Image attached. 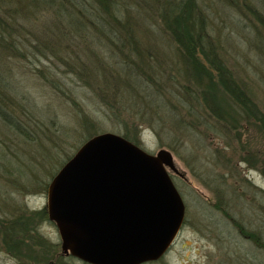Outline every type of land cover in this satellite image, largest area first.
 I'll use <instances>...</instances> for the list:
<instances>
[{"label": "rangeland", "instance_id": "obj_1", "mask_svg": "<svg viewBox=\"0 0 264 264\" xmlns=\"http://www.w3.org/2000/svg\"><path fill=\"white\" fill-rule=\"evenodd\" d=\"M198 1L206 13L207 31L218 44V58L240 81L262 122L238 108L243 128L232 126L237 122H219L214 123L215 133H206L202 125L185 122L184 130L174 133L169 123L158 121L157 130L163 131L158 136L149 125L138 123L151 115L138 101L143 94L138 89L137 102L124 101L136 105L135 115H120L117 101L128 94L137 66L169 77L171 87L185 82L182 59L162 22L165 0H115V17L103 20L101 14L92 22L110 33L111 40L86 29L92 25L89 19L74 25L65 17L77 13L73 7L54 5L50 12L38 1L8 0L18 11L17 28L23 25L34 36L23 48L0 54L3 87L16 96L7 101L17 124L0 120V264H84L62 252L58 230L47 217V187L81 144L108 131L129 133L128 138L149 153L161 148L172 153L181 175L169 174L185 215L162 257L168 264L216 262L228 243L219 228H232L233 244L248 246L232 219L264 235V164L255 153L264 151V0ZM29 42L39 45H30L33 55L26 56ZM68 54L76 60L65 61ZM100 58L103 71L98 69ZM123 61L132 69L127 77L112 70H121ZM77 65L87 79L77 75ZM168 104L176 114L174 104Z\"/></svg>", "mask_w": 264, "mask_h": 264}, {"label": "water", "instance_id": "obj_2", "mask_svg": "<svg viewBox=\"0 0 264 264\" xmlns=\"http://www.w3.org/2000/svg\"><path fill=\"white\" fill-rule=\"evenodd\" d=\"M169 171L172 153H155L114 132L93 135L47 187V214L62 252L88 264H145L163 257L185 206Z\"/></svg>", "mask_w": 264, "mask_h": 264}, {"label": "trees", "instance_id": "obj_3", "mask_svg": "<svg viewBox=\"0 0 264 264\" xmlns=\"http://www.w3.org/2000/svg\"><path fill=\"white\" fill-rule=\"evenodd\" d=\"M33 1H38L42 10L48 9L50 12H53L52 7L54 5H67L71 8H75L77 13L65 15V17H69V20L74 21V25L83 24V19L87 21L89 19V22L92 24V22L95 21L94 19H97L98 16H100V18L102 17L101 14L105 16L103 20L108 17L116 16V6L113 5L115 0ZM43 4L46 5L45 8H43ZM102 6H105L106 10L103 9ZM161 16L164 30L171 37L182 59L185 82L183 81L178 88L171 87L169 85V77L165 79L162 74L156 76L154 72L150 73L142 67L137 66L134 69L133 85H131L128 94L117 101V103H120L118 109L120 115H135L137 111L135 109L136 105L124 101L129 98L137 102V100H135V91L138 89L143 92V94L139 96L141 100L138 101L151 111V115L148 118L144 119L141 117L138 119V123L149 125L157 132L158 136H163V131L157 130L158 121L169 123L171 125L170 131L174 133L175 131L177 133L182 132L185 122H189L194 126L197 124L202 125L203 131L206 133L209 131L215 133L218 128L214 123L219 122L230 121L231 124L237 122V125L232 126L237 129L243 128L239 123L241 122L239 116L242 117L243 114L238 112V108H240L247 117L255 116L258 121L262 122V118L258 116L256 105L242 88L241 83H239L240 81L232 75L231 70L226 65L223 58H218V55L220 56L219 47L218 44L211 39L207 31L206 13L199 1L165 0V4L162 6ZM18 21V11L11 8L8 0H0V54L6 49H17L19 45L23 48L22 43L29 41L30 37L34 36L30 33V30L23 27V25L19 30L17 28ZM86 29L90 30L92 34L95 31H99L104 36H107L108 40H111L110 33L100 28L96 23L92 24L91 28L86 27ZM22 34L27 38L19 40V36L22 37ZM30 45H34L35 48H37L39 44L29 42V46L26 47L25 51L26 56H28V54L33 55V50ZM38 50L41 51L42 49L38 48ZM67 56H63L65 61L70 59L71 62H73L76 60V57L71 54ZM102 65H105V63L100 58L98 69L103 71ZM128 65L126 61H123L120 64L121 70H112L118 73L121 71L122 74L127 77L129 71L132 70ZM74 70L77 71L79 77L82 76L84 80L87 79V75L81 73V66L77 65ZM137 70L139 71L136 72ZM141 72L147 74V79L141 77ZM3 78H5V76L2 75L0 71V120L8 126H17L11 117V114L14 115L12 103L7 101L9 99L15 100L16 96L9 87H3ZM228 99L230 100L229 102H227ZM168 101L174 104L177 112L176 114L171 111V105L168 104ZM231 101H235V105H232L230 103ZM112 109H115V106ZM154 109L157 111L159 109L160 112H154ZM121 121L129 123L127 119H121ZM125 133L122 136L131 141L128 138L129 133ZM246 145H248V143H246ZM255 153L259 154V158L264 164V151L261 149L260 151L257 150ZM70 157L71 156H69V158ZM262 170L264 172V169ZM43 211L41 212L45 213V210ZM231 221L236 224L237 231L241 237L248 241V243H246L248 246L240 247L233 244L231 236L232 228H216L220 233H223L228 243L225 252H223L220 258L213 264H264V235L261 236L260 232L245 229L239 222L236 223L234 219ZM145 264L168 263L161 258L157 261Z\"/></svg>", "mask_w": 264, "mask_h": 264}]
</instances>
